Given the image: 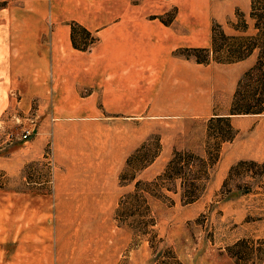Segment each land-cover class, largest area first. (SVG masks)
Wrapping results in <instances>:
<instances>
[{"label":"rangeland","instance_id":"rangeland-1","mask_svg":"<svg viewBox=\"0 0 264 264\" xmlns=\"http://www.w3.org/2000/svg\"><path fill=\"white\" fill-rule=\"evenodd\" d=\"M193 1L0 0V36L5 23L44 12L41 23L51 37L48 43L32 47L38 55L36 58L46 55L51 64V91L45 98L38 96L30 100L26 95L30 88L38 90L42 85L28 86L26 72H33L22 61L27 51H22V46H11L18 49L20 80L9 94L10 105L0 116V157L33 149L36 140L48 141L44 161L27 163L17 174L0 168V210L6 207V197L51 199L54 161L50 125L57 120L78 126L89 124L97 129L96 123L114 118L120 130L130 128L132 138H142L146 132L145 140L132 154L141 149L143 157L152 158L161 152L158 162H167L166 167L175 152H191L205 161L200 165L195 159L190 175L191 180L202 175L201 180H195L198 186L195 195L201 198L185 204L181 197V179L160 178L163 173L149 179L142 174L158 157L143 170V161L139 158L130 167L126 166L131 154L122 163L114 206H60L66 219L59 221L52 217L50 253L11 252L0 264H264V174H261L264 166L245 165L229 179L228 174L220 188L215 189L212 183L224 142L214 131L209 132L214 117L184 119L181 111L179 114L178 110L163 108H107L106 93L110 90L107 86L112 85V77L103 76L105 73L71 76L73 70L106 72L143 68L147 71L151 99L155 100L158 93L156 104H165L170 87L157 85L153 75L164 69L166 62L152 59V53L146 54L151 59L140 60L136 51L129 50L126 55L116 57L118 54L111 50L112 46L130 48L138 43L140 22L148 25V35L141 47H153L154 51L157 46L161 52L170 53L174 63L182 58L196 62V55L205 59V53L193 49H210L213 29L221 28L231 39L257 34L256 21L251 16L253 0H195L203 11L193 10ZM257 4L258 8L264 7V0H258ZM73 36L79 49L74 45ZM208 38L209 46L198 47L199 42ZM218 38V45L234 42ZM2 47L0 44V54ZM255 52L258 59L259 51ZM211 58L210 55L209 61ZM55 68L67 75L56 83L52 77ZM28 130L32 135L24 140ZM138 142L136 139L130 144ZM93 143L97 148L98 142ZM119 146L122 142L116 144V148ZM122 173L124 183H121ZM226 180L227 185L223 187ZM137 181L146 182L142 187L147 191L130 197ZM168 188L178 192H170ZM122 200L125 205L118 212ZM9 207L17 206L10 204ZM50 209L52 215L56 213L53 199Z\"/></svg>","mask_w":264,"mask_h":264},{"label":"crops","instance_id":"crops-1","mask_svg":"<svg viewBox=\"0 0 264 264\" xmlns=\"http://www.w3.org/2000/svg\"><path fill=\"white\" fill-rule=\"evenodd\" d=\"M43 20L44 12L37 13L36 17L27 15L17 21L5 23L3 36H0V44L3 46L0 54V116L10 105L9 94L20 80L18 72L20 58L18 49L11 47L13 45L22 46V51H27L26 58L22 61L27 62L25 66L32 67L33 72H26L25 81L28 86L32 85L35 88L36 85H42V89L30 88L26 92L28 98L30 100L38 96L45 98L51 91L49 58L46 55L42 59L36 58L38 55L33 53L32 48L51 40L47 28L41 23ZM147 29V23L140 22L138 43L130 48L126 45L112 46L111 50L118 54L116 57L133 50L140 60L151 59L146 54L152 53V59L165 61V68L153 75L156 77L157 85L170 87L165 104H156L158 93L154 96L155 100L151 99L147 71L143 68L106 72L73 70L74 74L71 76H81V73L85 74L84 76H101L99 73H105L103 76L112 77L110 81L112 85L107 86L110 89L106 93L107 108L146 110L149 107L178 110L184 119L209 120L212 117H230L231 126L237 131V135L232 142L223 143L221 157L216 165V177L212 183L215 189L220 188L231 167L237 162L264 160V114L232 115L239 81L244 73L255 65L257 52L243 61L228 64L212 62L204 65L184 58L174 63L171 54L161 52L157 46L154 51L153 47L151 49L141 47V42L147 38ZM209 45L210 38L198 43V47ZM65 76L67 75L61 74L57 68L53 70L52 77L55 83ZM96 124L97 129L89 124H82L79 127L58 120L50 125L54 161V191L51 199L56 206V213L53 215L51 213L50 198L34 196L4 198L6 207L0 210V260L11 252L29 253L37 250L50 253L52 217L59 221L66 219L60 206L116 204L117 181L123 160L145 140L146 132L142 138L136 136L132 138L130 128L120 130L119 126L116 127L114 118ZM136 139L140 142L130 144V141ZM47 141L45 138L36 140L33 149L9 152L6 158L0 157V168L17 174L27 163L44 161ZM94 141L98 142L97 148ZM118 142H122V146L116 148ZM201 154L206 156V152ZM158 161L159 157L142 174L152 179L164 173L167 162ZM10 204L13 206L15 204L18 209L8 208ZM36 204H41V207H37ZM13 210L15 212L12 213Z\"/></svg>","mask_w":264,"mask_h":264},{"label":"trees","instance_id":"trees-1","mask_svg":"<svg viewBox=\"0 0 264 264\" xmlns=\"http://www.w3.org/2000/svg\"><path fill=\"white\" fill-rule=\"evenodd\" d=\"M257 3L258 0L252 1L251 13L252 18L254 19V21H256L255 29L257 30V34L249 37H235L231 39L226 36L225 32L221 28L219 31L213 29L211 48L193 49L194 52L206 54L205 59H202L198 55H196V62L201 64H210L211 62L224 64L235 63L245 60L250 57L255 51H259L257 62L253 67H251L244 73L241 80L239 81L233 102L232 115L264 114V7L258 8ZM243 31L246 32V28ZM218 36H221V38L226 41L234 40V42L229 44L226 43L224 46L218 45ZM73 42L75 47L79 49V46L75 40V36H73ZM218 54L223 56L216 57ZM210 55L212 58L209 61ZM221 125H224L225 127L223 128V126ZM212 131L218 134V136L222 139V143L231 142L236 137L235 130L230 123V117L212 118L209 125V132ZM227 131H229V134ZM141 153L142 152L140 149L137 150L134 154H132L128 158L126 166L130 167L133 164L134 160L139 158L143 161V166L141 169L144 170L148 166H150L155 161V159L161 154V152H158L152 158H145L141 155ZM219 157L220 156L216 158V162L218 161ZM195 159L200 162V165L205 164L204 159L195 156L191 152H175L174 157L168 163L165 172L160 176V178L182 180L181 197L182 201L185 204L194 203L201 198V195H195V192L198 189L195 180H201L202 175L194 176L192 180L190 179L191 172L194 169ZM248 164H250L251 166H264V162L258 164L255 161L241 160L231 167L228 179L231 178L232 175L237 172L241 167ZM200 171H202V169H200ZM261 174H264V171ZM121 183H124L123 173L121 175ZM143 185L146 186V182L137 181L135 185V191L130 194V197H137L141 191L146 192L147 190L146 188L142 187ZM226 185L227 180L224 183L223 187H226ZM168 191L178 192L177 189L173 190L171 188H168ZM146 201V199L143 200L144 204H146ZM123 204L125 205L124 200H122L118 212L121 210Z\"/></svg>","mask_w":264,"mask_h":264},{"label":"built area","instance_id":"built-area-1","mask_svg":"<svg viewBox=\"0 0 264 264\" xmlns=\"http://www.w3.org/2000/svg\"><path fill=\"white\" fill-rule=\"evenodd\" d=\"M32 135V132L30 130L26 131L25 134L23 135L24 140H28Z\"/></svg>","mask_w":264,"mask_h":264},{"label":"bare ground","instance_id":"bare-ground-1","mask_svg":"<svg viewBox=\"0 0 264 264\" xmlns=\"http://www.w3.org/2000/svg\"><path fill=\"white\" fill-rule=\"evenodd\" d=\"M196 3H197V2H196L195 0H194L193 3H192V5H193V7H194L193 10H194L195 8H198V9H200V10L203 11L202 7L199 6L198 3H197V4H196ZM207 7H208V6H207ZM208 8H209V7H208ZM214 9H215V8H214ZM214 9H213V10H214Z\"/></svg>","mask_w":264,"mask_h":264}]
</instances>
